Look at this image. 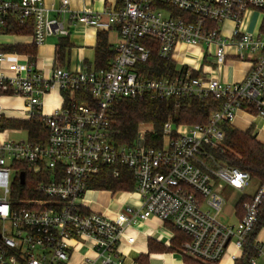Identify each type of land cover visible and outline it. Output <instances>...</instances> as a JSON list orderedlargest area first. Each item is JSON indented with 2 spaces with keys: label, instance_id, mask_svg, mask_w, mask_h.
Wrapping results in <instances>:
<instances>
[{
  "label": "built area",
  "instance_id": "2783aa9c",
  "mask_svg": "<svg viewBox=\"0 0 264 264\" xmlns=\"http://www.w3.org/2000/svg\"><path fill=\"white\" fill-rule=\"evenodd\" d=\"M253 10L263 14L264 0H120L107 10L79 12L61 0L59 14L69 13L73 22L97 32H117L107 68L53 66L46 73L36 61L0 50V264H73L76 253L80 264H123L121 243L134 241L124 229L152 217L187 237L179 249L184 256L218 264L232 246L229 259L239 258L258 222L264 183L248 193L250 174L213 152L223 145V125L232 124L239 111L253 110L264 119V38L241 28ZM8 18L32 23L35 46L68 33L60 19L49 16L44 0H0V36L11 35L5 33ZM226 22L232 24L229 34ZM178 44L214 45L218 67L237 56L247 62L246 74L239 82H223L203 73L193 76L189 64L173 77L152 78L137 70L153 46L159 57L173 60ZM49 95L56 101L47 104ZM144 96L213 97L222 103L204 124L166 120L157 148L145 145L151 127L144 125L130 144L115 143L110 107ZM2 98H19L20 108L12 110L20 112L21 120L40 122L45 137L11 139L10 132L24 129L4 127V120L18 118ZM104 166L113 178L122 167L131 171L135 187L127 193L138 196L137 204L126 201L110 213L91 209L87 193L102 190L90 188L89 182ZM224 186L248 197L235 224L219 219ZM252 244L257 254L250 264H264V222Z\"/></svg>",
  "mask_w": 264,
  "mask_h": 264
},
{
  "label": "trees",
  "instance_id": "16d2710c",
  "mask_svg": "<svg viewBox=\"0 0 264 264\" xmlns=\"http://www.w3.org/2000/svg\"><path fill=\"white\" fill-rule=\"evenodd\" d=\"M120 2V0H118ZM5 33L11 35L32 34L33 26L31 22L19 24L12 19L6 21ZM259 34H264V10L259 27ZM64 44L59 43L57 56L63 54ZM3 52L27 53L33 57L36 53V46H25L21 44L0 46ZM115 54L114 48L107 42L105 32H98L95 44V68H107L109 62ZM137 70L152 78L173 77L179 74L176 64L171 59H163L157 54V47L153 46L151 53L144 63L136 66ZM195 76V73L192 72ZM222 101L209 97L205 100L195 98H164L150 99L148 96L142 98H123L114 103L108 113L111 119V128L114 131L113 141L117 144H130L136 137L137 129L141 123H148L151 129L146 131L144 142L147 147L157 148L161 145L162 127L166 120L170 119L174 125L178 124H204L207 123L209 114L221 106ZM255 115V111L251 110ZM5 128H15L27 130L28 138L40 141V135L45 137V131L37 120L8 119L3 121ZM225 138L223 145L214 150V155L227 163V165L237 167L247 171L252 179H256L259 184L264 183V150L262 142L251 134V126L245 131L235 128L232 124L223 125ZM24 171V170H23ZM26 173V172H25ZM89 187L97 190L124 191L128 192L135 187V180L131 171L121 168V174L117 178L111 176V168L102 167L101 171L89 182ZM248 197H242L236 206L239 207ZM241 202V203H240ZM237 207V208H238ZM264 222V198L259 207V219L254 231L249 236V241L245 244L242 254L234 261V264H250V260L256 257L253 247V238L260 226ZM169 224V223H168ZM173 230L171 246L167 250H174L179 247L187 237L169 224ZM154 242L148 240L149 251L155 249ZM137 264H147V255H139ZM184 262L188 264H201L190 257L183 255Z\"/></svg>",
  "mask_w": 264,
  "mask_h": 264
},
{
  "label": "crops",
  "instance_id": "0c3cea01",
  "mask_svg": "<svg viewBox=\"0 0 264 264\" xmlns=\"http://www.w3.org/2000/svg\"><path fill=\"white\" fill-rule=\"evenodd\" d=\"M68 7L72 12H79L83 8H89L94 11L107 10L109 7L118 3V0H67ZM44 5L48 9L49 16L56 17L61 20L64 27L68 30L66 35H51L55 41L53 43L44 41L40 46H36V53L33 57H30L27 53L19 52H7L18 55L21 59L34 60L38 68L44 72H48L51 67L59 66L67 70L80 71L86 68H95V44L97 39V31L89 26L73 22L69 16V13L59 14L57 9L61 6V0H44ZM253 11H248L242 21V30L251 34H258L259 27L262 21L261 19L256 22L253 30H250L248 25V16ZM232 24L226 22L224 24V32L229 34ZM106 33L107 42L114 48V44L117 40L118 34L115 30L102 31ZM31 34L27 35H8L0 36V46L9 44H21L25 46L33 45L30 39ZM264 38V36H262ZM63 43V54L61 57L57 56L58 44ZM215 50L214 45H210L208 49L204 46H187L185 44H178L173 54V61L176 64V69H181L183 64L191 65L195 71V75L203 73L206 76L217 78L223 82H239L243 80L248 64L246 61L236 57H230L225 64L218 67L215 63L213 52ZM206 57H212V65L202 62ZM53 96V95H52ZM55 97V96H54ZM10 112H15V116L19 119L20 112L18 110H12V108L19 109L21 106V100L19 98H2ZM232 125L239 130H246L251 126L255 137L262 141L264 139V119L258 115H254L248 112L239 111L232 123ZM15 129V128H10ZM226 191V199L223 210L228 211V218L219 219L225 223L235 224L243 214L242 203L239 207L236 206L241 199V193L235 191L228 186H224L222 191ZM113 192L108 190L96 191L87 193L86 198L89 204L96 211L110 213L118 210L122 207V204L126 201L138 203V196L135 193L128 194L122 202L115 201L111 196ZM235 197L236 200L232 205L228 204V201ZM116 205V207H114ZM238 207V208H237ZM222 210V211H223ZM221 216V214L219 215ZM169 222H161L159 219L152 217L144 221L138 222L132 226H128L124 229L125 234L134 237L132 243H127L124 240L121 243V251L123 253V264H129L132 260H135L139 255H147V264H188L183 260V254L180 252V246L174 250H167L171 246V236L173 230L170 227ZM151 239L154 242L155 249L149 251L148 240ZM127 249V250H126ZM126 250V251H125ZM228 253L233 251V247L229 246ZM85 250L79 249V252L83 253ZM128 252V253H127ZM226 254L218 264H234L229 259V254ZM76 258L75 263L80 264L81 254L76 253L73 256ZM231 261V262H230ZM260 262V261H259ZM201 264H206L199 262Z\"/></svg>",
  "mask_w": 264,
  "mask_h": 264
},
{
  "label": "rangeland",
  "instance_id": "374dc122",
  "mask_svg": "<svg viewBox=\"0 0 264 264\" xmlns=\"http://www.w3.org/2000/svg\"><path fill=\"white\" fill-rule=\"evenodd\" d=\"M259 19H261V14H260V12H259L258 10H254V12H252V14H250V15L248 16V25H249L250 30H253V29H254V27H255V25H256V22H257ZM261 36H264V34H261ZM46 41H49V42L53 43V42L55 41V38H54V37H49ZM202 62L205 63V64L212 65L211 63L213 62V58H212V57H206L204 60H202ZM140 125H144L145 127H147V126L151 127V125L148 124V123H141ZM241 131H242V130H241ZM244 131H245V130H244ZM251 134L255 136V134L253 133V130H252V129H251ZM9 136H10L11 139H14V140L26 139V138L28 137L26 131H24V130H21L20 132H10V133H9ZM223 162H224V161H223ZM224 163H225V162H224ZM225 164H227V163H225ZM257 185H259V182H258L256 179H252V186H251L250 188H248L246 191H247L248 193H252V191L255 190V188L257 187ZM125 196H126V194H125L124 191H116V192H113V194H112L111 197H112L115 201L117 200V202H122L123 199L125 198ZM222 196H223L224 198L226 197V191H224V190L222 191ZM225 199H226V198H225ZM235 200H236L235 197L231 198V199L228 201V204H229V205H232V203H234ZM114 207H116V205H115ZM91 209L94 210V211H96V210H95V209H96L95 207L93 208V207L91 206ZM228 211H229V209H227V210L224 209V210L221 212V216H219L220 219L228 218V217H229V216H228ZM75 259H76V258H74V259L72 258V260L74 261V263H75V261H76ZM195 261H197V260H195ZM198 262H199V261H198ZM256 264H260V262L257 260V263H256Z\"/></svg>",
  "mask_w": 264,
  "mask_h": 264
},
{
  "label": "bare ground",
  "instance_id": "6f19581e",
  "mask_svg": "<svg viewBox=\"0 0 264 264\" xmlns=\"http://www.w3.org/2000/svg\"><path fill=\"white\" fill-rule=\"evenodd\" d=\"M54 102V101H56V98L54 97V96H52V95H49V96H46V103L48 104L49 102ZM127 250V249H126ZM125 250V251H126ZM128 253V252H127ZM231 262V261H230ZM228 264V263H227Z\"/></svg>",
  "mask_w": 264,
  "mask_h": 264
},
{
  "label": "water",
  "instance_id": "95a60500",
  "mask_svg": "<svg viewBox=\"0 0 264 264\" xmlns=\"http://www.w3.org/2000/svg\"><path fill=\"white\" fill-rule=\"evenodd\" d=\"M20 183L21 184L24 183V173L23 172L20 173Z\"/></svg>",
  "mask_w": 264,
  "mask_h": 264
}]
</instances>
